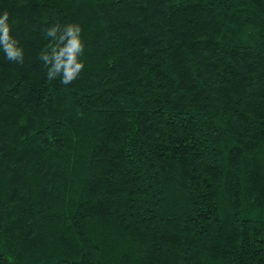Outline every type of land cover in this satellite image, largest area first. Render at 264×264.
<instances>
[{"label": "trees", "instance_id": "1", "mask_svg": "<svg viewBox=\"0 0 264 264\" xmlns=\"http://www.w3.org/2000/svg\"><path fill=\"white\" fill-rule=\"evenodd\" d=\"M3 11L25 59L0 53V264H264V0ZM53 23L82 28L68 86Z\"/></svg>", "mask_w": 264, "mask_h": 264}, {"label": "clouds", "instance_id": "2", "mask_svg": "<svg viewBox=\"0 0 264 264\" xmlns=\"http://www.w3.org/2000/svg\"><path fill=\"white\" fill-rule=\"evenodd\" d=\"M13 30L10 13L0 12V53L7 61L21 64L24 62L25 52L20 41L12 35ZM44 36L49 43L39 54V60L46 68L47 80H58L64 86L70 85L85 68V43L81 26L77 23H53L44 29Z\"/></svg>", "mask_w": 264, "mask_h": 264}]
</instances>
